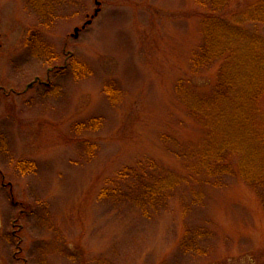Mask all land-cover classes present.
<instances>
[{
	"label": "rangeland",
	"instance_id": "374dc122",
	"mask_svg": "<svg viewBox=\"0 0 264 264\" xmlns=\"http://www.w3.org/2000/svg\"><path fill=\"white\" fill-rule=\"evenodd\" d=\"M253 2L0 0V264H264Z\"/></svg>",
	"mask_w": 264,
	"mask_h": 264
},
{
	"label": "trees",
	"instance_id": "16d2710c",
	"mask_svg": "<svg viewBox=\"0 0 264 264\" xmlns=\"http://www.w3.org/2000/svg\"><path fill=\"white\" fill-rule=\"evenodd\" d=\"M234 1L235 0H229L225 4L226 0H196L197 6L205 10V16L203 21L205 24L204 27L205 43L202 45L203 47L201 53L197 52L195 54L193 58V62L199 63L196 59L199 56L200 57L206 56L209 50L217 51L218 49H221L222 46L220 43V39L226 38L227 35L233 37L238 36V35L235 36L232 35L233 32L236 31V28L238 29V26L229 24V21L227 20V17H230V13H231L229 12L230 8L228 7ZM229 2L231 3L228 4ZM242 17L245 20L251 21L252 23H256L259 25L264 24V0H254V2L247 7ZM252 40H254V38ZM74 71H76L75 68ZM182 81H184V79L179 81L180 86L183 85ZM24 165L29 166L32 170H36V164L34 162H26ZM23 166L21 165V168ZM121 175L126 176L125 173ZM13 197L14 195L12 194V198Z\"/></svg>",
	"mask_w": 264,
	"mask_h": 264
},
{
	"label": "water",
	"instance_id": "95a60500",
	"mask_svg": "<svg viewBox=\"0 0 264 264\" xmlns=\"http://www.w3.org/2000/svg\"><path fill=\"white\" fill-rule=\"evenodd\" d=\"M97 5L100 6V3H97ZM98 14H99V10L96 11L95 17L98 16ZM91 23H92V22L90 21V22L87 23V25H90ZM85 27H86V26H84V28H85ZM78 36H79V29H76V30H75V38H78Z\"/></svg>",
	"mask_w": 264,
	"mask_h": 264
},
{
	"label": "flooded vegetation",
	"instance_id": "af4514ba",
	"mask_svg": "<svg viewBox=\"0 0 264 264\" xmlns=\"http://www.w3.org/2000/svg\"><path fill=\"white\" fill-rule=\"evenodd\" d=\"M24 214H25V213H24V211L22 210V212L20 213V217H22ZM21 228H22V227H21ZM21 228H20V229H21ZM15 233H16V236H18V235H17L18 232H15ZM16 236H15V237H16ZM18 237H19V236H18ZM19 260H21V259H19Z\"/></svg>",
	"mask_w": 264,
	"mask_h": 264
}]
</instances>
